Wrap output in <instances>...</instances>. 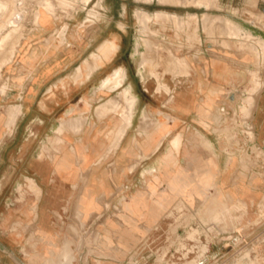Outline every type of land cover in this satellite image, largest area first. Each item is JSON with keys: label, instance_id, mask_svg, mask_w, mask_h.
Segmentation results:
<instances>
[{"label": "rangeland", "instance_id": "obj_1", "mask_svg": "<svg viewBox=\"0 0 264 264\" xmlns=\"http://www.w3.org/2000/svg\"><path fill=\"white\" fill-rule=\"evenodd\" d=\"M0 1L7 4V15L0 19V95H6L8 89H26L30 84L21 81L17 75L28 74L29 68L19 65L16 60L5 65L9 57V51L4 48L9 34L5 33L14 29L27 31L33 27L31 20L36 13L39 27L47 26L53 21L56 30L69 29L68 43H71V47L73 43H77L78 33L85 34L95 27L109 26L110 30L117 26L123 29L129 27L125 45L138 43L140 49L136 60L144 59L143 64H147L144 67L145 78L148 75L150 80L146 82L147 79H143L136 69L126 85L132 84L133 93L138 98L131 99L129 96L123 101L121 93L122 89H126L125 86L113 94V100L119 103L109 107L113 101L108 93H103L104 101L101 104L110 101L99 109L102 119H99L97 113L57 115L68 122L77 119L98 122V127L104 129L115 128L114 144L110 151H115L120 146L119 143L126 135V128L134 124L135 129L130 135L136 137L139 145L134 146L131 153L122 160L109 156L96 166L100 173L108 176L112 174L117 181V187L114 185L102 201H122L132 206L155 207V210L146 211L152 213V223L147 228H140L135 224L133 230L137 235L125 231L117 241L103 243L102 246L109 253L116 247L118 250L114 260L103 259L106 256L104 252L97 253L100 260L114 264H264V219L258 211V205L264 197V128L260 126L264 114L259 115L258 130L254 125L258 102L262 95L264 98L263 4L252 10L246 7L243 0H216L214 5L207 7L198 1L185 0H154L152 3L137 0ZM94 10L98 15L105 10L112 11L116 18L112 24H109V20L98 23L100 18ZM140 10H146L153 16L148 18L147 15L140 14L137 17ZM158 11L179 17H169L171 22L164 24L155 17ZM176 18L186 22L183 29L176 26ZM227 21L233 22L235 27L228 28ZM59 37L56 34L53 41L59 42ZM15 40L16 34L7 44L10 45ZM196 47L202 53L200 59L206 63L208 74L207 77L200 76L203 82L199 83L193 73L197 75V70L201 73L202 66L197 65L191 53ZM202 49L208 52H203ZM170 54L176 65L165 66L164 62H159V59L169 58ZM151 61L156 62L153 64ZM213 63L217 68L220 64L225 65L233 74H245L246 79L219 81L217 76L210 75H215ZM222 65L220 67L223 69ZM77 68L78 65L68 66L66 74L73 75ZM171 68L179 71L182 76L173 81V77L166 73ZM123 79L124 74L121 81ZM178 94L184 95V100H188L185 107L189 106L190 99L193 101L189 113L174 114V105L182 99H179ZM180 103H183V99ZM13 104L15 97L11 93L6 105ZM208 115L218 117L220 122L208 120ZM113 118L116 119L115 122ZM168 121L181 123L177 132L183 141L178 138L172 147L164 145L160 152L144 155L140 145L143 134L149 133L150 126L155 127V133H158L159 124L165 125ZM138 126H141L140 130H136ZM109 133L111 131L107 132ZM204 138L211 141L214 151L207 148L209 145ZM116 142H119L118 145ZM45 145L49 154H55L59 146L55 141H43V146ZM158 149L159 147L155 150ZM230 153L234 154L236 161L227 171ZM163 154H167L166 159L170 160L175 159L176 154L180 157L174 164L167 161L166 166L165 162H160ZM212 160L218 164L221 174L216 178L217 185L204 191L199 180L203 173L211 170L209 162ZM206 165L207 169L191 177L197 167ZM224 176L227 179L223 190L225 193L228 188L233 187L236 179L250 191L260 192L257 203L247 210L242 202L230 201L225 197L221 193ZM87 184L86 182L85 186ZM160 205L162 210H159ZM98 212L101 213V210ZM123 217L128 224L127 218ZM110 223L116 224L114 220Z\"/></svg>", "mask_w": 264, "mask_h": 264}, {"label": "crops", "instance_id": "obj_2", "mask_svg": "<svg viewBox=\"0 0 264 264\" xmlns=\"http://www.w3.org/2000/svg\"><path fill=\"white\" fill-rule=\"evenodd\" d=\"M137 1L152 3L154 0ZM93 12L100 18L98 23L109 20V24H112L113 19L116 18V15L109 10L101 12L100 15L96 10ZM140 14L153 16L146 10L138 11L137 17ZM161 14L179 17L165 11H158L155 17ZM6 15L7 4L0 1V19ZM52 22L47 26L39 27L36 13L31 20L33 27L27 31L14 29L5 33L9 34L4 45L9 51L5 65L16 60L19 65L29 68L28 74L17 75L20 76L21 81L30 84L26 89L16 91L8 89L6 95H0V264H49L55 254L67 250L77 251L80 247L82 250L94 251L95 256L104 252L106 256H103V259L114 260L117 247H111L115 249L109 253L105 251L103 243L117 241L125 231L137 235L138 233L133 230L135 224L140 228H147L152 223V213L146 211L155 207L132 206L122 201H102L114 185L117 187V181L112 174L108 176L100 173L96 166L107 160L109 156H116L117 160H122L131 153L134 146L139 145L136 137L130 135L135 129L134 124L126 128V135L123 136L122 141L116 142V145L119 143L120 146L115 151H110V147L114 144L115 128L104 129L98 127V122L90 123L83 120H78L80 123L76 124L75 121L68 122L57 117V115L97 113L99 119H102L99 109L115 99L113 94L127 85L136 69L140 71L143 79H147L146 82L149 81L148 75L145 78L144 67L147 64H143L144 59L136 60L140 46L138 43L125 45V36L127 38L129 27H125V30L117 26L114 30H110L111 27L105 26L95 27L85 34L78 33V41L71 47V43H68L69 29L56 30ZM24 32L25 37H23ZM15 34L16 40L8 45L7 42ZM56 34L60 36L59 42L53 41ZM198 49L199 47H196L191 53L197 65L202 66L201 73L197 69V75L193 73L199 83L203 82L200 76L207 77L208 74L206 63L200 59L202 53H199ZM202 51L208 52L204 49ZM159 62H164L165 66L176 65L171 54L169 58L159 59ZM215 63L212 64L215 75L213 73L210 75L217 76V80L234 82L246 79L245 74H233L225 65L220 64L217 68L214 66ZM71 65H78V68L73 75H68L66 71ZM221 65L224 66L223 69ZM171 69L169 73L166 70V73L173 77V81L182 76L179 71ZM119 70H122L125 79L120 85L115 84V88L104 89L102 87L104 82L115 78ZM126 88H131V99L138 98L133 93L132 84ZM174 90L176 91V88ZM11 93H14L15 104L6 105ZM103 93H108L110 100L101 104L104 101ZM263 101L262 95L254 119L256 130L259 128V115L264 114ZM185 102L188 100H184ZM13 108L18 109L19 115L17 114L16 122L9 131L8 114ZM180 111L178 108L173 109L175 115L184 113ZM260 126L264 128L263 117ZM61 128L64 130L63 134L58 135L57 132ZM180 128L181 123L177 121H168L165 125L159 124L158 133H155V127L150 126L149 133L143 134L141 151L144 155H151L160 152L164 145L172 147L178 138L182 142V136L177 132ZM140 129L141 126L136 128V130ZM108 131L111 133L107 134ZM59 138L63 139L64 143L61 145L57 143L61 149L57 152L56 159L52 160L47 151L48 147L42 144L43 141L47 143L49 140H51L49 143L57 142ZM262 143L264 144V139ZM156 146L159 147L158 150H155L158 148ZM178 154L173 160L166 159L167 154H163L160 162H165L166 166L167 161L174 164L180 157ZM165 165L161 164V166ZM207 165L197 167L191 177L207 169ZM86 182L88 184L85 186ZM33 184L41 190L39 197L32 190ZM231 190L242 191L235 187ZM160 209H163L161 205ZM98 210H101V213ZM123 216L127 218L128 224ZM113 220L116 224L110 223ZM107 254L113 257H108ZM90 264L114 263L91 257Z\"/></svg>", "mask_w": 264, "mask_h": 264}, {"label": "bare ground", "instance_id": "obj_3", "mask_svg": "<svg viewBox=\"0 0 264 264\" xmlns=\"http://www.w3.org/2000/svg\"><path fill=\"white\" fill-rule=\"evenodd\" d=\"M185 1H190V2H192V1H198L200 4H202L203 6L204 5H206V7L207 6H210V5H214L213 3L216 1V0H185ZM205 7V6H204ZM147 17H148V15H147ZM149 18V17H148ZM157 18H159L160 20H162L163 21V23L164 24H166V23H168V22H171V19L169 18V16H167V14L165 15V14H161V15H158L157 16ZM142 23H143V21H142ZM145 23V22H144ZM175 24H176V26H178V27H180V28H182L185 24H186V22H184L183 20H181V19H177L176 18V20H175ZM227 25H228V28H234L235 26H234V24H233V22H231V21H227ZM184 28V27H183ZM182 28V29H183ZM237 30V32H240L241 33V31H240V29L239 28H236ZM126 30V29H125ZM231 31V30H230ZM244 33V32H243ZM237 34H239V33H237ZM242 34V33H241ZM117 37V36H116ZM116 39V38H115ZM115 39L113 40V44L115 45L116 44V41H115ZM121 40V39H120ZM120 44V43H119ZM155 62L156 61H151V63H153V64H155ZM159 64V63H158ZM157 64V65H158ZM166 65V64H165ZM122 75H123V72H122V70H120V71H118L117 72V74H116V76H115V78H110L109 80H107V81H105L104 82V84H103V86H104V88L106 89V88H108V89H111L112 87H114L115 86V84H118V85H120V83H121V78H122ZM115 88V87H114ZM202 89V88H201ZM205 91V90H204ZM130 94H131V88H126L125 89V91H123L122 93H121V97H122V99H123V101H126V99H128L129 98V96H130ZM179 96L178 97H180L179 99H183V103L181 104L180 103V101H178L175 105H174V108H178V109H180L182 112H184V113H187L188 111H190L192 108V104H193V101L190 99V101H189V106H184V104L185 105H187L188 104V102H185L184 103V95H181V94H178ZM208 95V94H207ZM251 98L249 97V100H250ZM247 100V99H246ZM113 102L112 103H110L109 105V107H113V106H115V105H117L119 102L116 100H112ZM121 101V100H120ZM249 102V101H248ZM251 103H252V101H251ZM246 109V108H245ZM18 110V109H17ZM16 109H12V110H10L9 111V114H8V120H7V128H8V130L9 131H11V129H12V127L14 126V123H15V121H16V119H17V114H18V111H17ZM176 110V109H175ZM178 111V110H177ZM180 111V112H181ZM19 115V114H18ZM186 115V114H185ZM3 116V115H2ZM212 119H214V121H216L217 123L218 122H220V119L218 118V117H216V116H214V115H212V116H209L208 115V120H212ZM76 121H75V123L77 124L79 121L77 120V119H75ZM115 118H113V121L115 122ZM222 122V121H221ZM67 123V122H66ZM80 123V122H79ZM71 125V124H70ZM5 127V126H4ZM220 129V128H219ZM214 130V129H213ZM63 128H61L60 130H58V132H57V134L58 135H62L63 134ZM212 131V130H211ZM2 138V137H1ZM228 138V137H227ZM204 140H205V142L209 145L207 148L208 149H210V150H212V151H214V148H213V145H212V143H211V141L210 140H208V139H205L204 138ZM49 141H51V140H49ZM49 141H47V142H49ZM57 143H59L60 145H61V143H64V140L63 139H58L57 140ZM43 145V144H42ZM51 146H52V144H50ZM55 145V144H54ZM60 145L58 146V148H57V151H55V154H50V158L52 159V160H55L56 159V155H57V152L59 151V149H61L60 148ZM53 152V151H52ZM51 152V153H52ZM264 153V152H263ZM64 155V154H63ZM67 155V154H66ZM65 156V155H64ZM49 158V159H50ZM71 158V157H70ZM69 159V158H68ZM33 160V159H32ZM46 160H48V159H46ZM252 160H254V159H252ZM235 158H234V154L233 153H230L229 154V158H228V162H227V171L228 170H230L233 166H234V164H235ZM45 162V161H44ZM59 163V162H58ZM210 163V165H211V170H209V171H207V172H205V173H203V175H202V177H201V179L199 180V183H200V185L203 187V189H204V191H207L209 188H211L212 186H216L217 185V183H216V181H218V180H216V178H217V176L218 175H220L221 174V172H220V170H219V167H218V164L216 163V161L215 160H212L211 162H209ZM241 163V162H240ZM32 164V163H31ZM70 165V164H69ZM42 166V165H41ZM246 166H247V164H246ZM49 167H50V165H49ZM245 168V167H244ZM250 168V167H249ZM51 169V168H50ZM242 169V168H241ZM249 170V169H248ZM38 171V170H37ZM53 171V170H52ZM43 173V172H42ZM48 173V172H47ZM29 174H31V173H29ZM49 174V173H48ZM51 174H52V172H51ZM259 174V173H258ZM42 175V174H41ZM225 178H223L222 179V181H221V184H222V188H221V193L225 196V197H228V199L230 200V201H239V202H242L245 206H246V209L248 210V209H251L256 203H257V198H258V194H255V193H252L251 191H250V189L249 188H247L246 186H244L243 184H240L236 179H235V181L233 182V187H235V188H239V189H243L241 192H238V191H236V192H234V191H230V189L231 188H228V191L225 193L223 190L225 189V186L227 185V179H226V176H224ZM50 179V178H49ZM50 182V181H49ZM29 189V188H28ZM32 190L36 193V195L39 197L40 196V194H41V190H40V188H38V186H36L35 184H33L32 185ZM213 190V189H212ZM31 192V191H30ZM62 192V191H61ZM54 193V192H53ZM67 193V192H66ZM69 194V193H68ZM35 195V194H34ZM66 195V194H65ZM63 196V195H62ZM67 196V195H66ZM59 197V196H58ZM68 197V196H67ZM66 197V198H67ZM62 198V197H61ZM69 198V197H68ZM15 199V198H14ZM55 200V199H54ZM58 200V199H57ZM13 203V202H12ZM32 203V202H31ZM47 203V202H46ZM57 203H59V202H57ZM181 205H182V203H180ZM27 205V204H26ZM30 205V204H29ZM37 205V204H36ZM44 205V204H43ZM53 205V204H52ZM51 205V206H52ZM175 205V204H174ZM29 207V206H28ZM44 207V206H43ZM59 207V206H58ZM43 209V208H42ZM41 209V210H42ZM179 209V208H178ZM181 210V209H180ZM25 211H27V210H25ZM24 211V212H25ZM28 212V211H27ZM48 212V211H47ZM63 212V211H62ZM46 214V213H45ZM168 214V213H167ZM260 215V214H259ZM30 216V215H29ZM32 217V216H31ZM233 218V217H232ZM234 219V218H233ZM178 220V219H177ZM29 221V220H28ZM27 221V222H28ZM174 222V221H173ZM52 223V222H51ZM27 224V223H26ZM50 224V223H49ZM48 224V225H49ZM224 225V224H223ZM235 225V224H234ZM54 226V225H53ZM235 227V226H234ZM55 229V228H54ZM53 229V230H54ZM163 231V230H162ZM50 232V231H49ZM53 232V231H52ZM164 232V231H163ZM198 232V231H197ZM196 233V232H195ZM191 237V236H190ZM196 240V239H195ZM193 241V240H192ZM202 241V240H201ZM197 242V241H196ZM202 246V245H201ZM200 248V247H199ZM182 250V249H181ZM206 250V249H205ZM264 252V251H263ZM205 255V254H204ZM180 257V256H179ZM205 258V257H204ZM187 260V259H186ZM171 264H172V262H171ZM199 264V263H198Z\"/></svg>", "mask_w": 264, "mask_h": 264}, {"label": "built area", "instance_id": "obj_4", "mask_svg": "<svg viewBox=\"0 0 264 264\" xmlns=\"http://www.w3.org/2000/svg\"><path fill=\"white\" fill-rule=\"evenodd\" d=\"M246 4V7L255 10L259 7V4H263L264 0H243ZM253 2L256 4L253 5ZM250 3V4H249ZM258 211L261 214L262 218L264 219V197L261 203L258 205ZM91 257H98L94 255V251L90 249L82 250L80 247L77 251L74 250H67L62 251L58 254H55L49 264H90Z\"/></svg>", "mask_w": 264, "mask_h": 264}]
</instances>
